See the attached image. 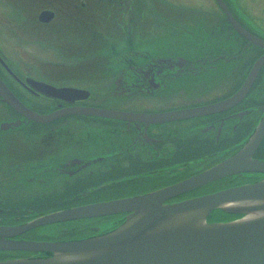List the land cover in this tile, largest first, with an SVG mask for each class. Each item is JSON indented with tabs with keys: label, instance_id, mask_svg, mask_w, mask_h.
<instances>
[{
	"label": "flooded vegetation",
	"instance_id": "af4514ba",
	"mask_svg": "<svg viewBox=\"0 0 264 264\" xmlns=\"http://www.w3.org/2000/svg\"><path fill=\"white\" fill-rule=\"evenodd\" d=\"M190 1L0 0V78L31 113H63L35 122L0 94V197L4 191L16 200L10 190L33 186L72 191L67 200L50 205L53 209L137 198L199 176L241 152L264 117V65L253 84L243 86L264 50L241 34L245 27L231 8L217 0L215 8L192 7ZM226 44L230 49H221ZM4 47L43 51L40 63H60L59 72L47 67L45 75L59 79L30 77L78 89L80 97L70 103L25 87L29 75ZM56 50L60 55L54 59ZM91 110L131 116L104 117ZM253 158L264 160V139ZM19 173L21 184L14 178ZM255 175L217 178L166 203L251 184ZM31 214L1 213L0 224L4 218L24 223ZM128 215L72 221L59 234L64 239L104 234ZM213 215L209 221L223 220ZM44 229L20 238L43 239ZM23 255L0 251V260Z\"/></svg>",
	"mask_w": 264,
	"mask_h": 264
},
{
	"label": "water",
	"instance_id": "95a60500",
	"mask_svg": "<svg viewBox=\"0 0 264 264\" xmlns=\"http://www.w3.org/2000/svg\"><path fill=\"white\" fill-rule=\"evenodd\" d=\"M217 1L225 7L222 0ZM241 32L254 44L264 47V41L246 34L247 32ZM263 62L264 59L261 63ZM28 82L49 97L70 102L78 99L82 93L71 88H54L33 80ZM0 93L13 108L34 121L48 122L63 115L59 112L39 117L31 113L1 80ZM87 112L119 119L131 116L99 110ZM186 114L178 113L176 117ZM263 135L264 124L237 157L188 182L144 197L44 214L23 226L0 227V250L53 254L52 257L1 261L0 264H264V179L234 190L229 189L178 204H164L166 199L175 194L236 172L264 173V161L250 158ZM234 204L238 206H228ZM216 209L243 214L244 217L225 224L206 223L210 213ZM123 213L130 215L114 231L78 242L45 244L10 239L25 231L55 222ZM249 215L253 218L246 220Z\"/></svg>",
	"mask_w": 264,
	"mask_h": 264
},
{
	"label": "rangeland",
	"instance_id": "374dc122",
	"mask_svg": "<svg viewBox=\"0 0 264 264\" xmlns=\"http://www.w3.org/2000/svg\"><path fill=\"white\" fill-rule=\"evenodd\" d=\"M237 2L240 8L242 9L240 10L238 8L240 10L239 13H241V17H243L246 22L250 20L251 23L249 25L253 27L260 36L264 37V0H237ZM190 3H193V5H191L192 7H197V5H203V4L206 7H214V8L217 7V4L213 2V0H193V1H190ZM245 13L249 16L250 19H248ZM228 47L226 44V46L223 45L221 49L225 48L226 50H229L230 48ZM3 50L4 52L6 51L7 53H9L11 62L15 63V65L19 68V70L22 73H24V75L52 78L53 80L59 79L58 77L54 75H45V73H47V71L49 70H54V72H59L58 66H60V63L58 62L49 63L47 66H45L44 63H40L39 60L37 59H39V57L44 54L43 51L36 49V48H24V47H19V48L18 47L16 48H9V47L5 48L4 47ZM59 52L58 50L55 51L56 57L54 59L58 58V56L60 55ZM28 66L31 67L29 70L31 71L30 74L28 73V70H26ZM34 67H36L37 69H34ZM47 67L49 70L47 69ZM68 78L69 77L65 78L66 79L65 81H68L69 83L72 82ZM1 117L4 118V114L1 115ZM63 146L64 144L62 143L59 144L60 148H62ZM14 178L15 180H17L19 184L22 183L23 176H21V173H19ZM59 178L60 177L58 176L54 178V180L58 181V182L55 181L56 182L55 184H59V182L61 181ZM2 181L4 182V179ZM30 188L24 191H17L18 189L17 190L14 189L12 191L10 190L9 192H12L11 194L17 195V198L19 196L21 197L18 199L16 198V200L8 199L13 196L11 195L8 196L9 193H6L3 191L2 193L7 194L6 196L2 194L0 197V206H2L3 209L5 208L4 213H6L8 209L14 208L15 210L14 213L17 210H19L18 214H21L27 211L40 214V212L36 210H42L46 208L48 209L51 207L50 205H53L54 202H57V200H67L65 198L72 192V191L64 190L66 189L65 186H60L59 188L33 186V188L32 187ZM9 201H12V202H9Z\"/></svg>",
	"mask_w": 264,
	"mask_h": 264
},
{
	"label": "trees",
	"instance_id": "16d2710c",
	"mask_svg": "<svg viewBox=\"0 0 264 264\" xmlns=\"http://www.w3.org/2000/svg\"><path fill=\"white\" fill-rule=\"evenodd\" d=\"M47 210H49V209H47ZM46 210V211H47ZM36 211H41V212H44L45 211V209H42V210H36ZM50 211V210H49ZM216 217H221V218H224V216L225 217H230L229 215H227V214H225V213H222L221 212V215H219L218 213L215 215ZM7 221H9L7 218L5 219L4 218V224H13V223H15L14 221H12L13 223H11V222H7ZM16 221V220H15Z\"/></svg>",
	"mask_w": 264,
	"mask_h": 264
},
{
	"label": "bare ground",
	"instance_id": "6f19581e",
	"mask_svg": "<svg viewBox=\"0 0 264 264\" xmlns=\"http://www.w3.org/2000/svg\"><path fill=\"white\" fill-rule=\"evenodd\" d=\"M252 215H249L246 220L252 219Z\"/></svg>",
	"mask_w": 264,
	"mask_h": 264
}]
</instances>
